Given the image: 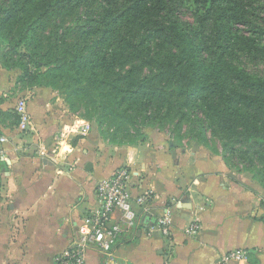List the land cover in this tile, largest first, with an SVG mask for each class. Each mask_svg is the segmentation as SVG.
Segmentation results:
<instances>
[{"label":"trees","instance_id":"obj_1","mask_svg":"<svg viewBox=\"0 0 264 264\" xmlns=\"http://www.w3.org/2000/svg\"><path fill=\"white\" fill-rule=\"evenodd\" d=\"M262 2L0 0V61L10 67L24 49L36 77L62 83L70 107L83 100L102 134L108 115L118 129L159 115L179 127L201 113L193 123L228 154L245 146L246 170L264 184V73L247 67L264 63Z\"/></svg>","mask_w":264,"mask_h":264},{"label":"crops","instance_id":"obj_2","mask_svg":"<svg viewBox=\"0 0 264 264\" xmlns=\"http://www.w3.org/2000/svg\"><path fill=\"white\" fill-rule=\"evenodd\" d=\"M4 80L0 77V135L7 138L0 144V264H55L78 224L98 206L96 183L118 167L130 171L134 197L151 191L153 199L149 213L134 202L138 221L118 240L116 264H217L234 251L243 256L226 264H264V184L258 179L230 174L209 155L174 146L161 130L147 131L133 144L107 143L89 133L87 121L54 111V102L40 92L27 106L21 89ZM20 100L30 109L25 129L16 110ZM165 209L172 217L167 236L155 227ZM192 222L198 229L188 234ZM86 260L110 264L95 250Z\"/></svg>","mask_w":264,"mask_h":264},{"label":"rangeland","instance_id":"obj_3","mask_svg":"<svg viewBox=\"0 0 264 264\" xmlns=\"http://www.w3.org/2000/svg\"><path fill=\"white\" fill-rule=\"evenodd\" d=\"M262 4L264 6V2H262ZM87 8L93 11L96 10L97 6L88 5ZM87 8L83 7L82 11H86ZM66 22L68 24L70 21ZM46 30L48 32L50 30V26L47 27ZM154 51H156L155 48L153 49V52ZM22 52H24V49H20V51L18 52L21 56H13L12 60L9 59L8 66L10 67L2 65L0 61V77L3 78V80L7 78V82L4 80V83L6 82V84L8 85H10L9 81L11 80V83L15 87V90L17 89V87L21 89L20 93L23 97L22 99L27 101V106L29 100L33 99V96H36L37 92H40L54 102L52 103L53 107H51L52 109H54V111H58L60 108V110L65 111V114L68 115V117H73L77 120L83 119L84 121H87L90 127L89 133H92L98 137L101 136L103 141L110 144H130V137H127L129 135L138 137V133L139 135H141L140 138L136 140L138 141L144 138L147 131L161 130L166 134L168 141L174 144V146L176 145L185 147L186 149L196 151L197 153L199 152L205 155V157L209 155L212 158L211 160L217 163H223L225 170L229 171L230 174L231 172H234L235 174L244 173L250 178L256 179L254 174L252 173L253 169L246 170L248 160L245 159L244 154L240 151L246 150V147H237L238 149L235 152L229 154L225 152L223 150L220 137L216 135L214 131H212L210 128L201 130L193 123V120L197 121L198 117H202L201 113L197 114L198 117L190 115V117L192 118L190 120H184L179 125V127L175 125V117H163V115H159L158 118L155 116L156 118L154 121H148L150 119H147V117H134L133 124L128 123L125 124L127 126H122L118 129L113 126V123L116 122L115 120L118 119L117 116L108 115L105 123L102 125V128L104 130V133L102 134L96 121V113L90 111L88 106L84 104V101L80 100L79 98H74L73 106L70 107L69 103L64 98L63 89L61 88L62 83L59 82V85H56L50 80V78L36 77V68L32 65V63H27L28 58L26 56H23ZM25 66L28 69H25ZM247 67L254 72L264 73V63L262 62L255 64L247 63ZM44 69V67L41 68V70ZM144 73H147V71L144 70ZM11 91H13V89ZM12 95H15L16 100L18 95H16L14 92L13 94H11V96ZM15 104L16 101H13L12 110H14ZM28 111L30 112V109ZM12 114L14 116H17L15 113ZM114 136L118 142L111 141V138ZM122 140L124 141V143L120 142ZM205 160H207V158ZM255 165L256 167L260 166L257 162L255 163Z\"/></svg>","mask_w":264,"mask_h":264},{"label":"built area","instance_id":"obj_4","mask_svg":"<svg viewBox=\"0 0 264 264\" xmlns=\"http://www.w3.org/2000/svg\"><path fill=\"white\" fill-rule=\"evenodd\" d=\"M19 123L25 129L30 123L29 113L24 100L16 106ZM86 131V127L82 128ZM7 141L0 135V144ZM4 151L0 147V155ZM130 171L126 167L116 168L108 177L100 179L95 186L98 206L89 212L78 224L76 232L66 248L55 256V264H87V252L95 250L102 254L110 264H116V244L120 237L136 226L138 216L134 202L144 213L150 212L151 191L133 196L128 187ZM156 230L167 236L172 225L171 213L168 209L158 215L155 220ZM198 226L190 223L188 234H195ZM240 252H230L217 264H226L231 258H240Z\"/></svg>","mask_w":264,"mask_h":264},{"label":"water","instance_id":"obj_5","mask_svg":"<svg viewBox=\"0 0 264 264\" xmlns=\"http://www.w3.org/2000/svg\"><path fill=\"white\" fill-rule=\"evenodd\" d=\"M5 150H7V148L5 147ZM238 178H240L242 181H244V182H246V183H248L249 181H248V179H247V177H244V176H241L240 174H238Z\"/></svg>","mask_w":264,"mask_h":264},{"label":"clouds","instance_id":"obj_6","mask_svg":"<svg viewBox=\"0 0 264 264\" xmlns=\"http://www.w3.org/2000/svg\"><path fill=\"white\" fill-rule=\"evenodd\" d=\"M63 150H67V146L66 145L62 146V151Z\"/></svg>","mask_w":264,"mask_h":264}]
</instances>
